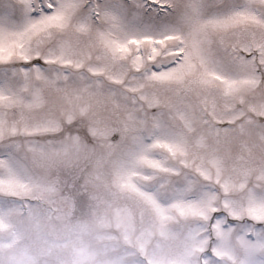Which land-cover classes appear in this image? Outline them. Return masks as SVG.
Returning a JSON list of instances; mask_svg holds the SVG:
<instances>
[{"label": "snow or ice", "instance_id": "snow-or-ice-1", "mask_svg": "<svg viewBox=\"0 0 264 264\" xmlns=\"http://www.w3.org/2000/svg\"><path fill=\"white\" fill-rule=\"evenodd\" d=\"M0 264H264V0H0Z\"/></svg>", "mask_w": 264, "mask_h": 264}]
</instances>
